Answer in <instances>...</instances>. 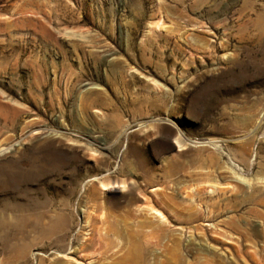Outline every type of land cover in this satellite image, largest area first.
Returning a JSON list of instances; mask_svg holds the SVG:
<instances>
[{
	"label": "rangeland",
	"instance_id": "1",
	"mask_svg": "<svg viewBox=\"0 0 264 264\" xmlns=\"http://www.w3.org/2000/svg\"><path fill=\"white\" fill-rule=\"evenodd\" d=\"M123 261L264 264V0H0V264Z\"/></svg>",
	"mask_w": 264,
	"mask_h": 264
},
{
	"label": "bare ground",
	"instance_id": "2",
	"mask_svg": "<svg viewBox=\"0 0 264 264\" xmlns=\"http://www.w3.org/2000/svg\"><path fill=\"white\" fill-rule=\"evenodd\" d=\"M105 187L106 186H104V189H105ZM144 199V201L146 202V204H145V206H143V208H144V212H148L149 213V200H147V199H145V198H143ZM103 220V222L105 223L106 222V220L105 219H102ZM105 231H106V229H105ZM95 232L97 233V235L98 236H101V237H103L105 234H104V230H101V227H99L98 229H95ZM105 236H108V233H106V235ZM148 237H149V235H148ZM85 247L86 246H82L81 248V250H80V252H84V250H85ZM79 252V253H80ZM80 255H82V254H80ZM64 257H68V255H64ZM118 264H130L129 262H127V261H123V262H120V263H118Z\"/></svg>",
	"mask_w": 264,
	"mask_h": 264
}]
</instances>
